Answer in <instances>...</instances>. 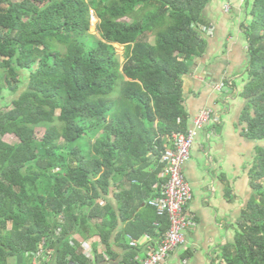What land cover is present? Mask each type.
Instances as JSON below:
<instances>
[{"label": "trees", "instance_id": "trees-1", "mask_svg": "<svg viewBox=\"0 0 264 264\" xmlns=\"http://www.w3.org/2000/svg\"><path fill=\"white\" fill-rule=\"evenodd\" d=\"M208 1L0 0V101L15 94L0 109V264L33 260L40 248L56 264H89L72 234L98 236L107 250L96 254H114L120 218L131 220L143 203L154 208L166 138L186 128L181 77L205 50ZM249 15L243 121L246 136L261 140L264 0H253ZM250 172L254 193L236 238L212 264H264V147ZM113 187L123 188L119 208L107 199ZM157 216L145 230L154 235L158 222L163 235L168 218ZM124 231L140 239L143 230ZM127 246L130 263L139 248Z\"/></svg>", "mask_w": 264, "mask_h": 264}, {"label": "crops", "instance_id": "crops-1", "mask_svg": "<svg viewBox=\"0 0 264 264\" xmlns=\"http://www.w3.org/2000/svg\"><path fill=\"white\" fill-rule=\"evenodd\" d=\"M252 1L231 0L230 8L225 10L226 0H209L204 7L203 19L212 31L204 35L203 54L191 60L188 72L181 77L183 118L185 129L193 126V118L202 110H211L219 116V121L211 120L198 131L191 157L184 167L194 194L189 211L195 225L186 232V244L176 248L162 264H212L214 255L235 240L243 210L254 193L250 171L258 148L264 147V139H251L245 134L247 123L243 121V111L247 100L242 94L249 61L245 29L250 21ZM155 168L156 165L152 170ZM122 189L113 187L107 197L115 208H119L116 194ZM100 201L105 204L104 200ZM157 218L156 210L143 203L131 220L120 218L111 240L114 254H96L107 248L95 236L85 238L92 242L94 254L83 255L89 264H107L110 260L113 264L121 261L135 264V260L123 261L132 250L126 238L131 234L124 230L128 227L134 234L143 230L140 238L149 234L158 242L162 236L158 229L154 235L145 230ZM72 236L77 241L84 239L80 234ZM136 252V258L144 253L143 248ZM55 258L56 254H49L35 262L34 257L29 260L28 255L21 254L11 257L9 264H56Z\"/></svg>", "mask_w": 264, "mask_h": 264}, {"label": "built area", "instance_id": "built-area-1", "mask_svg": "<svg viewBox=\"0 0 264 264\" xmlns=\"http://www.w3.org/2000/svg\"><path fill=\"white\" fill-rule=\"evenodd\" d=\"M230 4L231 0H226L224 9L228 10ZM201 30L209 34L212 28L201 26ZM211 120L219 121V116L213 114L211 110H202L193 118V126L180 132H173L166 138V145L159 160L162 164L160 181L155 186L158 192L149 200V204L157 210L159 216H167L169 226L158 242L149 234L140 239L128 235L129 245L141 250L143 248L144 252L135 258V264H162L176 248L186 244V232L195 223L189 211L194 194L185 177L184 167L191 157V149L198 131ZM155 225L156 229L160 226L158 222ZM81 245L85 254H94L91 241L81 242ZM47 256L48 251L40 248L34 255V261L45 259ZM107 264L113 263L110 260Z\"/></svg>", "mask_w": 264, "mask_h": 264}, {"label": "rangeland", "instance_id": "rangeland-1", "mask_svg": "<svg viewBox=\"0 0 264 264\" xmlns=\"http://www.w3.org/2000/svg\"><path fill=\"white\" fill-rule=\"evenodd\" d=\"M242 1H245V0H242ZM90 14L91 15H90V29H89V31H90L91 34H94L95 36H98V32L96 31V24H97L98 19L96 18L95 14H94V10L91 9ZM114 46H115V48L117 50V53L120 56V60L122 61L123 60V51H124L123 46H121L119 44H114ZM21 90H23V88ZM14 95L15 94H13V93H6L5 98L0 101V109L1 110H6L7 109V107H4V104L6 105L7 103H9ZM8 107H10V106H8ZM57 113H58V111H57ZM44 131H45L44 127H38L36 129V137H37V139L41 138V136L43 135ZM2 138H3V140H5L8 143H15V142L18 141L17 137L12 135V134H7V135L3 136ZM58 142L61 143V144H64V140L62 138H60L58 140ZM73 238L76 239V237H73ZM79 241L84 242L85 238L81 239ZM80 247H81L82 250H78V251L85 252L84 248L82 247V245Z\"/></svg>", "mask_w": 264, "mask_h": 264}]
</instances>
